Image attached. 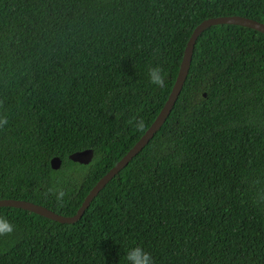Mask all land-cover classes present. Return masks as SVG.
<instances>
[{"label":"trees","instance_id":"16d2710c","mask_svg":"<svg viewBox=\"0 0 264 264\" xmlns=\"http://www.w3.org/2000/svg\"><path fill=\"white\" fill-rule=\"evenodd\" d=\"M233 15L264 23V0H0V199L73 216L161 111L195 27ZM0 216V264H127L136 246L154 264H264V34H200L170 115L78 221Z\"/></svg>","mask_w":264,"mask_h":264},{"label":"water","instance_id":"95a60500","mask_svg":"<svg viewBox=\"0 0 264 264\" xmlns=\"http://www.w3.org/2000/svg\"><path fill=\"white\" fill-rule=\"evenodd\" d=\"M225 24L247 27L264 34V23H260L253 19H248L246 17L238 15L209 18L197 25L187 42L179 72L175 79L172 90L161 111L151 123L149 128L141 136V138L127 152V154L123 156L122 159H120L103 177H101L97 181V183L89 191L81 206L73 216L59 215L41 205H37L29 201L15 199H0V207H13L17 209H23L25 211L40 215L62 224H72L78 221L84 214L85 210L89 207L92 200L98 195V193L148 144V142L153 138L155 133L161 128V126L170 115L188 75L192 53L197 38L207 28L214 25ZM93 154L94 153L92 149H87L71 154L69 156V159L72 162H76L82 165H88L92 161ZM50 166L53 170H58L61 166V160L58 157L52 158L50 161Z\"/></svg>","mask_w":264,"mask_h":264},{"label":"clouds","instance_id":"9594fccd","mask_svg":"<svg viewBox=\"0 0 264 264\" xmlns=\"http://www.w3.org/2000/svg\"><path fill=\"white\" fill-rule=\"evenodd\" d=\"M149 83L156 88L163 89L167 84V73L160 65L150 66L148 69ZM129 124L134 127L136 131H143L145 122L143 119H136L129 121ZM8 125V118L0 114V130L5 129ZM48 194L55 195L58 203H63L66 193L63 189L51 187L48 189ZM15 231V226L10 221L0 216V237L11 236ZM127 264H154L152 255L140 246L133 247L128 250L126 256Z\"/></svg>","mask_w":264,"mask_h":264}]
</instances>
